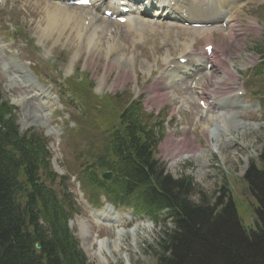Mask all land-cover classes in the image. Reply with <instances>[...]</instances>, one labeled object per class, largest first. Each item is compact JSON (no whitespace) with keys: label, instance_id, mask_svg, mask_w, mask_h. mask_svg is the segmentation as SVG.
<instances>
[{"label":"rangeland","instance_id":"obj_1","mask_svg":"<svg viewBox=\"0 0 264 264\" xmlns=\"http://www.w3.org/2000/svg\"><path fill=\"white\" fill-rule=\"evenodd\" d=\"M50 4L55 3L3 0L0 5V86L5 100L16 108L20 131H43L49 140L55 169L70 178L80 210L74 216L73 231L90 264H155L151 247L166 228L172 227V222L166 219V211L154 219L126 208H111L108 203L104 204V198L94 206L84 197L77 156L80 147L96 138V132L90 126L89 129L80 127L86 113L66 85L74 72V77L78 78L86 72L96 93L122 92L128 101L143 103L145 110L153 115L149 124L155 127V133H165L158 140L157 152L166 170L174 178H191L193 200L201 198L203 193L213 198L222 197L221 189L227 194L231 192L243 225L247 229L255 228L257 204L244 183V175L252 163L260 162L264 151V100L253 89L256 83L259 87V80L252 76V69L264 50V0L244 1L227 28L219 25L208 35L170 19L138 22L130 34L124 33L125 25L112 26L111 29L116 28L112 39L106 32L112 24L110 21L96 33L88 28L85 33L84 29L81 31L72 25L53 28L47 19ZM252 22L258 29L251 27ZM12 24L18 26L16 34L11 31ZM230 26L236 31L228 32ZM207 37L228 55L236 80L235 89L245 91L236 102L252 107L251 111H229L228 115L216 119L223 108L213 105L211 113L207 111L208 119L205 118L207 126L212 123L210 137L203 132L201 119L205 109L199 105L193 79H177V85L172 83L175 80L172 78L164 79L163 84L160 82L168 68L167 60L176 62L186 55L182 49L187 46L193 49L194 57H199L204 52ZM105 49H108L106 58L102 54ZM131 55L134 61L129 71L126 58ZM124 58L125 61L120 62ZM54 60L56 64L52 65ZM217 68L209 69L216 70L215 79L220 76ZM144 83L146 86L141 88ZM41 89H45V94ZM212 116H215L214 121ZM185 136L194 138L191 144L196 154L187 152L179 156L172 145L166 147L174 137ZM92 210L100 218L98 222L89 216ZM104 214L110 217L103 218ZM122 219L125 224L119 225ZM135 225L139 228L135 229ZM97 239L104 243L99 245Z\"/></svg>","mask_w":264,"mask_h":264},{"label":"trees","instance_id":"obj_2","mask_svg":"<svg viewBox=\"0 0 264 264\" xmlns=\"http://www.w3.org/2000/svg\"><path fill=\"white\" fill-rule=\"evenodd\" d=\"M255 71L264 97V58ZM73 87L83 103L93 97L99 104L97 124L106 132L85 154L87 181L156 219L166 211L172 222L151 247L155 264H264V152L245 175L257 204L256 227L247 229L231 192L193 200L191 178L174 179L158 164L154 131L139 107L123 110L112 96L98 101L87 81ZM3 98L0 90V264H90L69 226L79 208L65 178L58 182L48 139L34 129L20 132L15 108ZM106 168L116 173L110 187L98 179Z\"/></svg>","mask_w":264,"mask_h":264},{"label":"bare ground","instance_id":"obj_3","mask_svg":"<svg viewBox=\"0 0 264 264\" xmlns=\"http://www.w3.org/2000/svg\"><path fill=\"white\" fill-rule=\"evenodd\" d=\"M97 1H102V4L104 3V0H95V4H94V9L97 10V12L100 10V5L97 3ZM150 1V5L152 6L153 4H159L162 7H166V0H148ZM177 4L180 8H189L190 10V18H188L189 20H194L192 18H198L201 17L204 21H208L211 18L214 19H219V17H221L223 14H226L225 12L228 11H232V9L234 8H238L239 4L242 3L244 0H211L210 1H206V0H176ZM169 8H171L168 5ZM49 9H47V19L49 21L50 26L54 27H60V25H64L66 27L68 26H73V28H76V26L78 28H81L82 31V27L84 24V21L86 18V14L91 15V19L88 25V29L94 30V33H96V30L99 27L102 26H106L108 24V20H105L101 15H99L98 13H95L93 11L90 10V8H86V7H74V6H68V5H64L61 3H55V4H50L48 6ZM89 10H85V9ZM109 9V8H107ZM75 11H80V12H75ZM207 11H211V14H208ZM87 15V16H88ZM227 15V14H226ZM146 15L143 16V18H137V23L142 22V23H152L151 20L149 19H144ZM147 17V16H146ZM231 18V16H230ZM234 19V18H233ZM131 21V20H130ZM113 24V22H111ZM112 24H110L111 26H109L108 30L106 31L108 33L109 29H111L110 27H112ZM127 25V24H126ZM130 26L132 28H136L135 23L133 21V23L130 24ZM234 26H230L229 30L230 32H234L236 30L233 29ZM127 31L124 33H132L128 26L126 27ZM207 29V28H206ZM212 29H202V32L204 33V35H208L209 33H211ZM138 32V31H135ZM206 33V34H205ZM114 37L116 36V34L113 35ZM112 36V37H113ZM208 38V37H207ZM112 39V38H111ZM111 42V41H110ZM186 43V42H185ZM185 45H188L187 43ZM189 49L193 50L192 48H188L184 47L182 50L184 53H186V56H183L185 58H188V62L186 66H182L180 64L179 61L173 62V61H169L167 60L168 66L171 67L172 65H175L174 68H171V70L167 69L166 71L163 72L162 76L160 77V82L162 83V81L164 79H170L175 77V80L172 82L175 85L176 84V80L179 79H185V81L187 80V77H184V75L182 73H180V71L182 69H188V73H192V79L194 77H196L197 75H201V78L198 80V82L196 83V91L195 93H197L198 97V101L202 100V99H206V104L209 107L207 109L210 110L209 112L211 113V106L213 104H219L220 101H231V102H236L238 100L235 99L234 96H232V93L236 91H238L239 89H235V85L236 84V80H235V76L233 74V72L231 71V62L230 60H228L227 56L224 55L225 58H221L219 56V58H216L215 63L217 62L219 67H218V73L220 76L214 77V71L216 70H210L208 71L207 67H203V59L204 57L199 56V57H194L193 54L191 53V51H189ZM217 49V48H216ZM110 53H113L112 50H109ZM125 61V58L120 60L121 61ZM129 61V58H126V62ZM214 63V64H215ZM128 64V63H127ZM213 64V65H214ZM113 65V64H112ZM207 65V64H206ZM180 70V71H179ZM122 71V70H121ZM182 72V71H181ZM185 74V73H184ZM129 76V74H127ZM213 76V78H212ZM120 77V75H119ZM233 78L232 80H229ZM195 79V78H194ZM163 84V83H162ZM234 87V90H232ZM176 88V87H175ZM188 90V87L185 88V91ZM42 94H45V89H41ZM194 93V95H195ZM42 94H39V96ZM38 96V97H39ZM194 97V96H192ZM230 102V105H221V107H229L231 108L232 104ZM34 108H37L36 106H34ZM208 114V113H207ZM228 115L227 112L224 111H220L219 115L216 116V119H220L223 118L224 116ZM207 116V115H206ZM204 117L201 119V123H202V127H203V132L210 137L211 134V124L210 127L206 125V119L207 117ZM213 121L215 120V116H212ZM211 118V119H212ZM208 119V118H207ZM211 121V122H213ZM206 131V132H205ZM210 140V139H208ZM192 141L191 139H188L186 136L184 138L178 139V138H173L172 139V143L174 146V150L176 152L177 155L182 156L183 153H187L188 154H196L197 151H194L192 148ZM169 143H166V147H169ZM165 148V145H164ZM173 149V147H171ZM166 149V148H165ZM173 150V151H174ZM169 152V150H168ZM170 153V152H169ZM174 153V152H173ZM168 154V153H167ZM171 154V153H170ZM176 155V156H177ZM103 217V216H102ZM108 218L110 217L109 214H104L103 218ZM112 219V218H111ZM125 223L123 222V219L119 222V225H124ZM137 225V224H136ZM135 225V229H138L139 227ZM92 227V226H91ZM93 228V227H92ZM85 236V235H84ZM93 237H96L95 234H92ZM86 237V236H85ZM85 240V239H84ZM100 240V239H99ZM93 242V240H92ZM99 243V245L103 244L104 241H97ZM83 247L85 246V241L84 244L82 242ZM85 248V247H84ZM88 255H93L92 252L86 251ZM95 253V252H94ZM96 256V254H94V257Z\"/></svg>","mask_w":264,"mask_h":264},{"label":"water","instance_id":"obj_4","mask_svg":"<svg viewBox=\"0 0 264 264\" xmlns=\"http://www.w3.org/2000/svg\"><path fill=\"white\" fill-rule=\"evenodd\" d=\"M103 177L107 180H110L112 178V174L111 173H104ZM38 248H40V245H37Z\"/></svg>","mask_w":264,"mask_h":264}]
</instances>
